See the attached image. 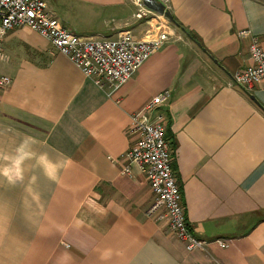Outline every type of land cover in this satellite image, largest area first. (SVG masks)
Instances as JSON below:
<instances>
[{
  "label": "crops",
  "instance_id": "obj_1",
  "mask_svg": "<svg viewBox=\"0 0 264 264\" xmlns=\"http://www.w3.org/2000/svg\"><path fill=\"white\" fill-rule=\"evenodd\" d=\"M155 1L171 19L137 18L135 0H46L84 38L167 29L118 87H99L28 28L5 36L0 264H264V83L250 95L231 85L252 64L251 36L264 50V0ZM164 92L150 117L164 121L187 225L205 242L192 253L146 215L153 195L139 168L122 173L130 116Z\"/></svg>",
  "mask_w": 264,
  "mask_h": 264
},
{
  "label": "built area",
  "instance_id": "obj_2",
  "mask_svg": "<svg viewBox=\"0 0 264 264\" xmlns=\"http://www.w3.org/2000/svg\"><path fill=\"white\" fill-rule=\"evenodd\" d=\"M137 18L152 12L135 0ZM28 28L46 39L53 49L93 80L99 87H118L129 82L141 65L168 41L167 29L152 39L137 40L122 33L115 40L84 38L66 29L46 9V0H0V56L3 40L8 32ZM240 36L251 35L242 31ZM251 66L236 72L231 85L250 95L256 85L264 83V50L257 37L251 36L249 46ZM10 83V78L0 75V89ZM168 93L154 97L145 109L130 116L128 137L130 146L124 155L127 165L122 170L129 174L137 166L146 178L152 202L146 215L167 222L170 234L183 244L188 253L203 250L205 242L191 233L182 206L181 192L172 168V155L165 137L161 117L151 119V113L163 104ZM224 248V242L217 241Z\"/></svg>",
  "mask_w": 264,
  "mask_h": 264
},
{
  "label": "water",
  "instance_id": "obj_3",
  "mask_svg": "<svg viewBox=\"0 0 264 264\" xmlns=\"http://www.w3.org/2000/svg\"><path fill=\"white\" fill-rule=\"evenodd\" d=\"M143 5L148 10L155 12L159 15H163L168 19H171L170 13L164 10V7L161 3H157L155 0H143Z\"/></svg>",
  "mask_w": 264,
  "mask_h": 264
}]
</instances>
